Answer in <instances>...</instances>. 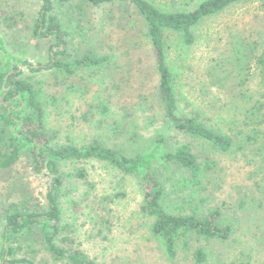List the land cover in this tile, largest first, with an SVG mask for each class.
I'll return each mask as SVG.
<instances>
[{
	"label": "rangeland",
	"instance_id": "rangeland-1",
	"mask_svg": "<svg viewBox=\"0 0 264 264\" xmlns=\"http://www.w3.org/2000/svg\"><path fill=\"white\" fill-rule=\"evenodd\" d=\"M151 1L169 10H188L200 2ZM43 3L0 0V46L4 47L0 49V68L7 63L9 54L12 67L19 66L23 78L30 77L43 88L48 126L60 141H66L68 136L79 145L100 141L128 153L136 152L161 131L176 144L193 142L184 135L165 131L155 54L132 5L116 2L92 7L80 2H55L50 14L70 32L68 58L85 55L95 47L98 53L110 56L109 64L102 68L77 69L68 76L63 69L33 72L28 67L46 65L58 46L55 36L35 33ZM235 36L258 42L255 54L264 55V9L259 3H239L206 19L196 29V42L190 47L184 46L175 33L166 36L170 65L182 73L185 91L192 92L188 93L192 104L188 103L187 111L197 112L207 124L233 135L240 129L237 118L241 116L234 112L230 96L210 87L209 72L228 57ZM251 83L253 95L264 101L263 65H259ZM4 108L0 102V111ZM239 140L236 136V144L225 153L205 145L216 167L210 174L209 190L195 200L204 211L221 210L223 221L232 227L227 240H208L195 234L181 237L177 256L170 258L151 232L153 218L142 209L144 195L137 178L122 175L106 164L90 162L86 166L97 192L112 200L107 215L111 227L102 234L81 217L74 223L77 246L103 264H199L195 257L199 249L208 253L205 264H264V146L258 142L243 148ZM194 144L201 147L199 142ZM13 178L24 185L19 189L22 198H28L31 205L45 206L50 176L34 170L28 151L11 172L0 174V194H8ZM177 195L172 192L170 197L175 205L180 203ZM26 244L17 251L18 257L32 255ZM33 247L39 250L38 263L65 264L55 262L39 244Z\"/></svg>",
	"mask_w": 264,
	"mask_h": 264
},
{
	"label": "trees",
	"instance_id": "trees-1",
	"mask_svg": "<svg viewBox=\"0 0 264 264\" xmlns=\"http://www.w3.org/2000/svg\"><path fill=\"white\" fill-rule=\"evenodd\" d=\"M43 1L35 33L42 37L55 36L58 46L56 51L52 50L46 65H30L31 71L63 69L70 76L77 69L94 70L110 62V56L98 53L97 47L80 57L68 58L70 32L61 20L50 14L55 2L61 5L80 2L92 7L116 2L132 5L155 54L165 131L184 135L193 142L176 144L161 131L145 141L139 150L128 153L100 141L79 145L69 136L66 141H60L48 126L49 112L43 88L30 77L23 78V71H19V66L12 67V59L7 54L8 61L0 68V102L5 106L4 111H0V174L11 172L24 151H28L34 170L50 176V185L47 203L41 207L22 198L19 189L24 185L14 178L8 183V186L12 184L8 194H0V221L3 222L0 264H40L39 250L34 244H39L55 262L103 264L77 246L74 234V223L81 217L98 228L99 233L111 227L107 215L111 212L112 200L107 194L97 192L86 166L90 162L106 164L122 175L137 178L144 195L142 209L153 218L151 232L162 242L170 258L177 256L181 237L195 234L208 240H227L232 227L223 221L221 210L204 211L195 200L201 192L209 190L210 174L216 167L206 146L229 152L236 144V136L243 148L258 142L264 146V101L251 92V82L259 65L264 68V55L255 54L258 42L235 36L228 57L209 72L210 87L230 96L234 112L241 116L237 118L240 129L233 135L207 124L197 112L187 111L188 103L192 104L189 102L192 95L188 93L192 92L185 91L182 73L170 65L166 36L175 33L184 46L190 47L196 42V29L206 19L247 1H255L264 9V0H200L188 10L164 9L151 0ZM255 59L256 66H253ZM172 192L178 194L180 203L175 205L170 200ZM22 244L29 247L31 256H17ZM207 254L199 249L195 253L197 263H207ZM8 257L11 258L6 259Z\"/></svg>",
	"mask_w": 264,
	"mask_h": 264
}]
</instances>
